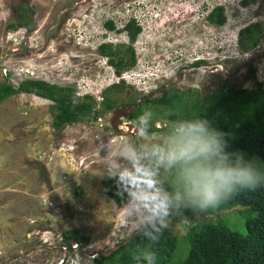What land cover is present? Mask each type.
Masks as SVG:
<instances>
[{
    "label": "rangeland",
    "instance_id": "374dc122",
    "mask_svg": "<svg viewBox=\"0 0 264 264\" xmlns=\"http://www.w3.org/2000/svg\"><path fill=\"white\" fill-rule=\"evenodd\" d=\"M244 2L3 0L0 17L7 10L10 15L0 18V83L6 80L17 88L30 79L70 87L77 103L85 93L96 95L121 82L97 52L99 36L107 33L113 45L127 41L116 29L130 19L142 28L135 40L136 65L119 75L137 73L145 80L139 82L141 88L123 81L112 95L115 109L108 114H100L102 105L87 100L94 104L88 118L61 130L53 127L52 102L46 99L19 94L0 103V264H92L94 257L152 218L158 207L164 211L162 229L178 237H184L196 220L219 224V219L243 231L239 207L202 215L191 210L193 206L184 209L200 201L178 180L186 178L188 168L203 166L205 155L188 161L180 171L181 160L168 162L176 140L163 129L179 130L182 124L168 120L174 112L153 101L168 90L194 89L200 108L209 97L228 96L230 90L251 92L261 84L264 91V0ZM19 5L24 14H19ZM219 5L226 22L216 27L205 17ZM22 15H28L27 30L7 29L11 22L19 25ZM107 21L115 30L103 25ZM252 25H261V36L247 51L239 33ZM197 60L202 64L196 66ZM192 97L186 94L182 101L190 106ZM139 101L136 116L141 128L135 130L129 127L130 111L119 116L115 111L121 113ZM244 107L242 103L240 109ZM254 160L264 169V163ZM123 171L131 181L130 201L119 209L104 194L102 181ZM166 183L173 188L170 196L160 190ZM71 230L89 237V243L65 241L63 232ZM181 244L174 262L187 252Z\"/></svg>",
    "mask_w": 264,
    "mask_h": 264
},
{
    "label": "trees",
    "instance_id": "16d2710c",
    "mask_svg": "<svg viewBox=\"0 0 264 264\" xmlns=\"http://www.w3.org/2000/svg\"><path fill=\"white\" fill-rule=\"evenodd\" d=\"M243 4L246 5V2ZM17 10L19 14L25 12L21 5ZM20 20L22 21H19V25H28V15L20 16ZM205 20L210 25L223 26L226 22L223 7L213 8ZM107 25L110 30L114 29L111 22ZM7 29H15L14 23L8 24ZM124 29L129 41L133 43L140 28L134 20H130ZM239 35L241 42L245 41L244 49L251 51L260 39L261 25H252L240 31ZM98 52L108 59L117 75L123 69L135 65V53L131 45H101ZM199 64L202 61L195 63ZM117 91L119 87L116 86L106 90L100 114L110 113L115 109L116 101L112 95ZM31 93L52 102L50 113L53 115V127L56 130L80 122L94 109L93 101L75 102L70 88L31 80L19 83L17 88L6 80L0 83V103L15 95ZM186 94L194 96L193 101L189 102L190 106L187 105L188 102L182 101ZM195 94L193 90L181 94L169 90L161 99L153 101L154 104L174 112L168 115V120L182 124L176 131L163 129L165 133L178 140L190 129H203L198 134L209 141V152L205 155L203 166L249 168L255 165L251 171L259 176V180L255 191L236 185L231 192L222 193L215 205L202 207L200 202H192L184 209L193 206L191 210L202 215L204 211L218 213L239 207L238 212L244 218L243 231L229 227L225 222L220 223L219 219L215 220L219 224L213 220H196L184 237H178L162 229L160 217L164 215V211H161L146 222L129 241L121 242L107 257H94L92 264H264V169L263 165L254 160L257 158L264 163V91L260 86L251 92L230 90L228 96L218 94L209 97L205 106L200 108L196 104L198 96ZM145 100H148L147 97ZM242 103L245 104L244 109H240ZM128 119L141 128L135 110ZM187 163L188 161L181 160L178 171ZM178 182L182 186L184 184L191 187L186 178ZM169 184L160 187L165 196H170L173 191ZM102 186L104 194L116 207L122 208L129 202L131 181L126 172L107 175ZM204 208L208 210H203ZM62 235L65 241L73 240L84 246L90 241L89 237L79 234L77 230L65 231ZM180 241L184 243L180 248L187 249V252L182 260L174 262L173 256ZM150 253L154 256L152 260L147 259Z\"/></svg>",
    "mask_w": 264,
    "mask_h": 264
},
{
    "label": "clouds",
    "instance_id": "9594fccd",
    "mask_svg": "<svg viewBox=\"0 0 264 264\" xmlns=\"http://www.w3.org/2000/svg\"><path fill=\"white\" fill-rule=\"evenodd\" d=\"M219 6H221V5H219ZM0 8H3V0H0ZM212 10L213 9H211V11ZM7 15H10V10H7L4 13V16L0 17V18H6ZM130 20H133V19H130ZM130 20L125 22L119 29H116V31L118 33H120V35H123L127 38V41L113 45V41L109 38V35H107V33H102L99 36V39H100L99 44L100 45L97 47V52H98V48L101 45H112V46L131 45L132 48L134 49L136 41L131 43L129 41V36H128L126 30L124 29V27L130 22ZM11 23H9V24H11ZM108 23H110V22L107 21V23L105 22L103 24L107 29H109L108 28L109 25H107ZM111 23H112V21H111ZM135 24L137 27L142 29L138 22H135ZM14 25H15V28H16V26L20 27V25H17V24H14ZM112 25H113V23H112ZM113 27H114V25H113ZM20 28H24L25 30H27L25 28V26H22ZM113 30H115V28ZM113 30H111V31H113ZM140 34H141V31L138 35H140ZM98 54L102 58L106 59V63H108V61H107L108 59L106 57L102 56L99 52H98ZM199 61H201V60H197L196 62H199ZM194 64H192V65H194ZM135 65H136V61H135ZM113 70H114V68H113ZM113 73H115V70L113 71ZM134 76H136L138 78H134ZM118 78H119V81H121L120 83H117L115 85H111V86L107 87L106 89L101 90L96 95H94V94L90 95L89 93H85L84 95H81L82 97L80 98L79 103L87 102V100L92 99L97 104V106H100L102 101H103L104 94H105L107 89L114 87V86L119 87L120 84H123V81L126 82V84H130L131 86L136 85L135 88H141V87H139L140 86L139 82H144V80H145V78L142 79L141 77H139V75H137V73H135V75H133L132 73L121 74V75H118ZM29 80L30 79H27L24 81H29ZM24 81H22V82H24ZM119 81H117V82H119ZM259 86L262 87L261 84H258V88H259ZM74 98L76 99L75 92H74ZM47 101H49V100H47ZM106 114H108V113H106ZM86 118H88V117H86ZM74 124H77V123H74ZM69 125H71V124H69ZM132 126L133 127H131V128H135V130L140 129L135 125H132ZM177 129L178 128H176L175 131ZM202 132H203V129H198V130L197 129H190L186 133H184L181 136V138L176 140L174 142L172 149L167 154L168 162L172 163L176 160L190 161V160L196 159L197 157L206 155L209 152V141L206 140L202 135L198 134V133H202ZM133 133H135V132H133ZM124 172L125 171H123L121 173H124ZM186 180L191 185L190 195L193 197H197L200 201L201 206L204 207V206H208V205H215L220 200L222 193L231 192L233 190L234 186H236V185H240L242 188H248L251 191H255L258 188L259 176L256 173L252 172L247 167L240 168V167H219V166H217L215 168H212V167H204V166L197 164V165H195L191 168H188L186 170ZM124 207L119 208V209H123ZM160 212H161V209H159V207H158V210L156 211L155 215L157 213L159 214ZM150 219H148L146 222H148ZM140 228L136 229L131 235L128 236L127 239H125L123 241H126V240L129 241L139 231ZM70 241H73V240H70ZM70 241H69V243H70ZM123 241H121V242H123ZM121 242H119L113 248L109 249V251L107 253L101 252L99 256L107 257L104 254L109 255L111 251L116 250L119 247ZM102 253H104V254H102ZM147 259H149V260L154 259L153 254L150 253L148 255Z\"/></svg>",
    "mask_w": 264,
    "mask_h": 264
},
{
    "label": "water",
    "instance_id": "95a60500",
    "mask_svg": "<svg viewBox=\"0 0 264 264\" xmlns=\"http://www.w3.org/2000/svg\"><path fill=\"white\" fill-rule=\"evenodd\" d=\"M140 104V102H137L136 104H134V105H132V106H129V107H126L125 109H122L121 110V113H120V111H118V110H116L115 112L117 113V115L118 114H122V112H124L125 113V111H130V112H132L138 105ZM119 116V115H118ZM129 127L131 128V127H133L132 125H129ZM148 159V158H147ZM70 243H72V244H74V242L73 241H70ZM102 254H104V253H102ZM105 256H108V254H104Z\"/></svg>",
    "mask_w": 264,
    "mask_h": 264
},
{
    "label": "flooded vegetation",
    "instance_id": "af4514ba",
    "mask_svg": "<svg viewBox=\"0 0 264 264\" xmlns=\"http://www.w3.org/2000/svg\"><path fill=\"white\" fill-rule=\"evenodd\" d=\"M249 1L250 2H252V0H246V4H249ZM245 3V2H244ZM30 11H32L31 9H30ZM20 26H22V25H20ZM26 27V26H25ZM197 66V65H196ZM175 82V81H174ZM168 89V86L167 87H165V89ZM197 88V87H196ZM189 90H193L194 91V89H185L184 91H182V90H172V91H177V93L178 94H181V93H186V92H188ZM169 91V90H168ZM141 102V101H140ZM135 111H136V108L134 109ZM133 110V111H134ZM131 114V113H130ZM130 116V115H129ZM128 122H130L129 120H128ZM131 123V122H130ZM132 124V123H131ZM132 125H134V124H132Z\"/></svg>",
    "mask_w": 264,
    "mask_h": 264
},
{
    "label": "bare ground",
    "instance_id": "6f19581e",
    "mask_svg": "<svg viewBox=\"0 0 264 264\" xmlns=\"http://www.w3.org/2000/svg\"><path fill=\"white\" fill-rule=\"evenodd\" d=\"M131 130V129H130ZM133 130V129H132ZM121 133V132H120Z\"/></svg>",
    "mask_w": 264,
    "mask_h": 264
},
{
    "label": "built area",
    "instance_id": "2783aa9c",
    "mask_svg": "<svg viewBox=\"0 0 264 264\" xmlns=\"http://www.w3.org/2000/svg\"><path fill=\"white\" fill-rule=\"evenodd\" d=\"M128 77V76H127Z\"/></svg>",
    "mask_w": 264,
    "mask_h": 264
}]
</instances>
